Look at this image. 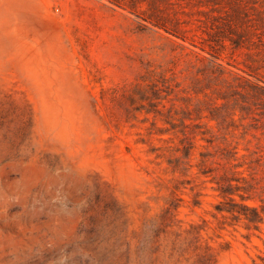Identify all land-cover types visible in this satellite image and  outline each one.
Wrapping results in <instances>:
<instances>
[{"label":"rangeland","instance_id":"obj_1","mask_svg":"<svg viewBox=\"0 0 264 264\" xmlns=\"http://www.w3.org/2000/svg\"><path fill=\"white\" fill-rule=\"evenodd\" d=\"M0 264H264V0H0Z\"/></svg>","mask_w":264,"mask_h":264}]
</instances>
